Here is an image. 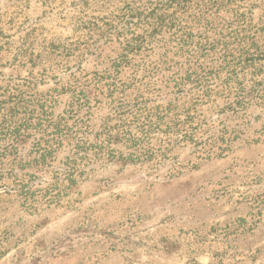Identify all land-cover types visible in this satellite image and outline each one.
I'll use <instances>...</instances> for the list:
<instances>
[{
    "label": "rangeland",
    "instance_id": "obj_1",
    "mask_svg": "<svg viewBox=\"0 0 264 264\" xmlns=\"http://www.w3.org/2000/svg\"><path fill=\"white\" fill-rule=\"evenodd\" d=\"M130 1L0 0V264H264V104L250 83L242 107L198 108L206 125L163 161L132 162L122 139L94 147L121 125L123 94L147 97L174 70L145 78L125 52L124 26L160 5ZM192 36L216 39L200 26ZM161 39L147 61L173 56ZM177 98L162 91L148 107Z\"/></svg>",
    "mask_w": 264,
    "mask_h": 264
},
{
    "label": "trees",
    "instance_id": "obj_2",
    "mask_svg": "<svg viewBox=\"0 0 264 264\" xmlns=\"http://www.w3.org/2000/svg\"><path fill=\"white\" fill-rule=\"evenodd\" d=\"M130 2L160 5L152 13L124 26L125 52L142 59L136 67L138 70L142 67L145 78L155 79L163 71L162 66L168 68L166 71L174 70L171 76L163 77L160 82L159 79L150 82L145 87L147 97L137 96L129 101L122 95L115 109L118 117L123 118L121 125L105 129V139L95 143L96 149L105 150L122 139L137 150L130 155L132 162H160L169 157L173 146L194 143L198 131L206 125L198 108L218 99L232 101L230 107H242L247 103L248 83L256 102L264 104V0ZM258 2L261 3L258 6L263 8V15L258 22H254L252 10ZM247 3L256 4L247 6ZM165 4L166 7H163ZM162 7L167 8L166 11ZM198 26L207 33L211 32L216 39L204 37L205 44L197 47L192 30ZM140 27L143 33L137 34ZM165 33L167 37L161 39ZM157 39L174 44L173 56L170 57L171 51H166L159 59L160 63H151L146 58L153 49L151 44ZM218 49L219 52H216ZM180 54L186 57V71L175 61L176 55ZM115 71L119 76V70ZM126 84L123 82L122 87L126 88ZM188 86L191 88L188 89ZM166 90L178 96L175 102L166 107H148L153 95ZM13 124L16 123H11V126ZM237 135L236 131L225 132L220 141L229 146ZM80 144L83 146L79 145L77 149L88 154L90 144L83 140ZM206 148H202L204 154L208 152ZM218 151L220 157L229 152L223 147Z\"/></svg>",
    "mask_w": 264,
    "mask_h": 264
}]
</instances>
